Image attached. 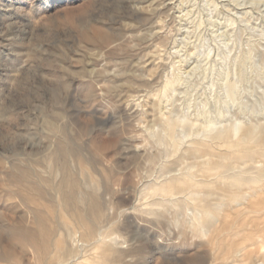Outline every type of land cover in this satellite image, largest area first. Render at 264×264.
Masks as SVG:
<instances>
[{"label": "rangeland", "instance_id": "1", "mask_svg": "<svg viewBox=\"0 0 264 264\" xmlns=\"http://www.w3.org/2000/svg\"><path fill=\"white\" fill-rule=\"evenodd\" d=\"M263 200L264 0H0V263L264 264Z\"/></svg>", "mask_w": 264, "mask_h": 264}, {"label": "bare ground", "instance_id": "2", "mask_svg": "<svg viewBox=\"0 0 264 264\" xmlns=\"http://www.w3.org/2000/svg\"><path fill=\"white\" fill-rule=\"evenodd\" d=\"M253 133V130L252 129H247V134L246 135H251ZM247 137V136H246ZM245 137V138H246ZM225 141V140H224ZM230 183H229V187L233 188H241V186H245L249 183V181L251 182H256V181H259V180H252V179H248V178H239L237 176H232V178L229 180ZM251 185V183H250ZM216 193V192H215ZM240 198H241V195H238V193L234 192L233 194H229L227 195L225 198H223L224 200H228V203L229 205L230 204H237V203H240ZM82 199V198H81ZM80 199V200H81ZM87 199V198H86ZM84 200V199H83ZM89 200V199H88ZM82 201V200H81ZM86 201V200H85ZM88 203V202H86ZM91 203V202H90ZM217 203V202H216ZM252 203V202H251ZM262 203H264V200L262 201ZM63 204L70 208L71 210V217L73 219H76L77 221L74 223V225H76L75 227H77L78 225H82L83 227L85 226V229L87 227V229L90 231V233L92 231H94V227H93V224H90V222H86L85 220L87 219V215L86 214V211L84 209L81 208L80 205H78V199H77V196L75 195V190L74 191H71L69 193H66L65 195L63 194ZM198 204L199 206H201V210L203 211L205 217H206V221L207 223L209 224H213V221L214 219H216L217 217H219L221 215V208L223 206V203L220 201L219 204L215 205L214 203H209V204H206L204 203L202 200H199L198 201ZM250 204V203H249ZM84 206V205H83ZM87 207V206H84V208ZM34 215H33V219L34 221H37L38 223L40 222L39 220V214H41L40 210L38 208H36L34 210ZM96 213V212H95ZM101 213V211L99 212ZM53 214V213H52ZM70 214V213H69ZM97 214V213H96ZM103 213H101L102 215ZM95 216V214H92ZM98 216V215H97ZM67 217V216H66ZM102 217V216H101ZM90 218V217H89ZM223 219H224V222H225V225L227 224V222L229 221V216L227 215H223ZM90 220H92L90 218ZM218 220V219H217ZM98 221V220H96ZM74 227V226H73ZM79 227V226H78ZM43 228V227H42ZM81 228V227H80ZM41 229V228H40ZM76 230V229H75ZM78 230V228H77ZM40 231V230H39ZM38 232V231H37ZM34 236V235H33ZM60 236V235H59ZM63 237V234L61 235ZM60 236V237H61ZM49 237V236H48ZM61 237V238H62ZM50 238V237H49ZM58 238V237H57ZM60 240H63L61 239ZM40 239V238H39ZM36 240V239H35ZM57 240V239H56ZM59 240V239H58ZM60 240L58 242H60ZM41 241V240H40ZM65 241V240H63ZM62 241V242H63ZM1 243V242H0ZM41 243V242H40ZM61 243V242H60ZM48 244V242H47ZM57 244V243H56ZM62 244V243H61ZM59 244V245H61ZM59 245H56V249L57 250H53L55 252H50V254H48L47 256L48 257H45V259L42 261V264H68L69 261L71 259H73V251H71V249L66 246L65 244L63 246H59ZM51 247V246H50ZM51 249V248H50ZM103 251L101 252L102 253V261L101 263L98 262V264H103V262L105 263L108 259V255H109V247H106L104 246L103 248ZM112 249V248H111ZM9 250V249H8ZM1 251V250H0ZM39 251V250H38ZM113 251V250H112ZM2 252V251H1ZM40 252V251H39ZM42 252V251H41ZM6 254V253H5ZM72 261V260H71ZM23 262V261H22ZM74 262V260H73ZM72 262V263H73ZM0 264H3V263H0ZM77 264H80L79 262Z\"/></svg>", "mask_w": 264, "mask_h": 264}]
</instances>
